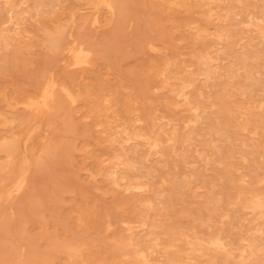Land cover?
Wrapping results in <instances>:
<instances>
[{
	"label": "rangeland",
	"instance_id": "1",
	"mask_svg": "<svg viewBox=\"0 0 264 264\" xmlns=\"http://www.w3.org/2000/svg\"><path fill=\"white\" fill-rule=\"evenodd\" d=\"M0 264H264V0H0Z\"/></svg>",
	"mask_w": 264,
	"mask_h": 264
},
{
	"label": "bare ground",
	"instance_id": "2",
	"mask_svg": "<svg viewBox=\"0 0 264 264\" xmlns=\"http://www.w3.org/2000/svg\"><path fill=\"white\" fill-rule=\"evenodd\" d=\"M105 4H106V3H105ZM117 5H118V4H117ZM109 6H111V5H109ZM111 7H112V6H111ZM111 7H110V8H111ZM108 8H109V7H108ZM111 9H112V8H111ZM97 14H98V13H97ZM80 42H81V41H80ZM239 42H240V40H239ZM239 42H238V43H239ZM240 46H241V45H240ZM86 47H87V46H86ZM91 47H92V46H91ZM81 50H82V49H81ZM89 50H90V49H89ZM151 50H152V49H151ZM70 52H71V51H70ZM82 52H84V51H82ZM82 52H79V54H76V55L79 56L80 53H81V55L85 54V53L82 54ZM88 53H89V52H88ZM74 59H75V58H74ZM76 59L78 60L77 56H76ZM79 59H80V56H79ZM77 60H76L77 64H78V63L80 64V62L82 63V61H79V62H78ZM78 66H79V65H78ZM254 83H255V82H254ZM47 85H48V83H47ZM46 87H47V86H46ZM45 89H46V88H45ZM47 92H48V91H47ZM45 94H46V93H45ZM246 94H247V93H246ZM47 95H48V94H47ZM48 96H49V95H48ZM46 97H47V96H46ZM46 97H45V98H46ZM42 99H43V98H42ZM52 99H53V98H52ZM31 101H32V100H31ZM44 101H45V100H44ZM178 102H179V100H178ZM32 103H33V102H32ZM35 103H36V102H35ZM181 103H182V102H181ZM29 104H30V103H29ZM38 104H39V103H38ZM22 105H23V104H22ZM32 105H33V104H32ZM32 105H31V106H32ZM24 106H25V105H24ZM27 107H28V106H27ZM44 107H45V106H44ZM152 133H153V132H152ZM110 168H111V167H110ZM111 169H112V168H111ZM115 169H116V168H115ZM112 170H113V169H112ZM120 174H121V173H120ZM144 178H145V177H144ZM24 181H25V180H24ZM20 182H21V181H20ZM143 182H144V180H143ZM139 183H140V182H139ZM17 185H18L17 187H21V186H19V183H18ZM23 185H24V183H23ZM15 187H16V186H15ZM22 187H23V186H22ZM18 189H19V188H18ZM20 189H22V188H20ZM20 189H19V190H20ZM148 189H149V188H148ZM20 191H21V190H20ZM126 198H127V197H126ZM127 199H128V198H127ZM129 200H130V199H129ZM152 224H153V223H152ZM158 224H159V223H158ZM157 229H158V228H157ZM155 230H156V229H155ZM156 231H157V230H156ZM153 238H155V237H153ZM156 241H157V240H156ZM151 242H152V241H151ZM149 243H150V242H149ZM155 243H156V242H155ZM150 244H151V243H150ZM148 247H149V246H148ZM150 249H151V248H150Z\"/></svg>",
	"mask_w": 264,
	"mask_h": 264
}]
</instances>
